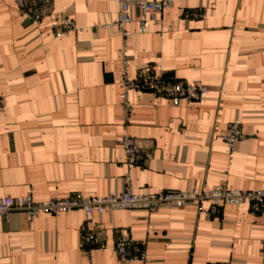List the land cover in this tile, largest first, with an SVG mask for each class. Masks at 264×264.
<instances>
[{
    "label": "crops",
    "instance_id": "crops-1",
    "mask_svg": "<svg viewBox=\"0 0 264 264\" xmlns=\"http://www.w3.org/2000/svg\"><path fill=\"white\" fill-rule=\"evenodd\" d=\"M52 13L78 30L55 37L49 16L28 24L13 0H0V198L107 196L121 191L125 174L139 194L264 186V0H175L145 33L128 36L131 77L149 69L207 88L190 104L130 92L127 132L151 153L135 166L116 143L126 131L123 40L110 27L116 1L54 0ZM233 120L244 138L229 152L222 135ZM84 217L74 209L0 218V264H264L262 207L108 211L92 218L102 247L88 248ZM118 236L144 242L147 261L118 256Z\"/></svg>",
    "mask_w": 264,
    "mask_h": 264
},
{
    "label": "built area",
    "instance_id": "built-area-1",
    "mask_svg": "<svg viewBox=\"0 0 264 264\" xmlns=\"http://www.w3.org/2000/svg\"><path fill=\"white\" fill-rule=\"evenodd\" d=\"M19 14L28 24L38 25L45 17H50V29L55 37L78 30L75 22L63 14L52 13L54 0H13ZM117 17L110 23V27L120 33L123 46L119 50L122 68L118 84L120 93L118 106L122 115V126L126 129L130 124L133 106L129 94L133 90L148 91L156 97H165L174 100L177 104H190L199 101L206 93L207 88L199 83H189L182 80L168 78L162 74H155L149 69L142 70L135 77L129 74V59L126 52L127 38L132 33L143 34L149 22H155L160 12L174 5L175 0H115ZM136 11V16H134ZM192 17L198 14L193 12ZM136 22L138 27L134 32L127 29V25ZM2 101L0 100V108ZM229 152L233 151L237 142L244 138L240 122L233 120L228 123L222 135ZM117 145L126 155V163L138 165L142 157L149 158L150 151L143 144L131 136L127 129L117 140ZM204 202H209L210 213L218 214L226 205L247 204L252 208H264V186L258 190H234L226 185H219L210 190H162L156 193L139 194L134 192L128 174L122 178V189L107 196L85 197L73 194L65 198H51L36 201L30 193L0 198V218L7 219L11 212L25 214L28 220L36 218L42 213H61L74 209L82 210L84 223L81 226L80 241L83 248L102 247L98 240L95 227H91L94 215L101 216L105 212L122 209H143L153 213L160 208L186 206L193 203L198 208ZM113 250L128 261H147L144 242L133 241L129 237L118 236L115 239ZM219 264V263H218Z\"/></svg>",
    "mask_w": 264,
    "mask_h": 264
}]
</instances>
